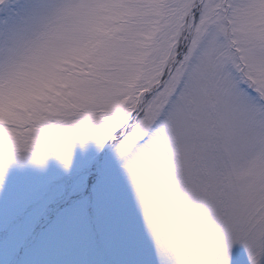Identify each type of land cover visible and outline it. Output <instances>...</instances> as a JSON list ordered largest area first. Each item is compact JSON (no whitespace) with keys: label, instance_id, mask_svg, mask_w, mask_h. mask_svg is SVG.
<instances>
[{"label":"snow or ice","instance_id":"1","mask_svg":"<svg viewBox=\"0 0 264 264\" xmlns=\"http://www.w3.org/2000/svg\"><path fill=\"white\" fill-rule=\"evenodd\" d=\"M0 264H264V0H0Z\"/></svg>","mask_w":264,"mask_h":264}]
</instances>
